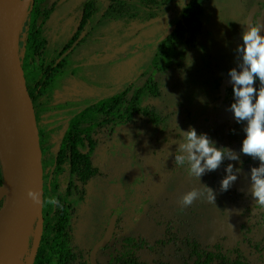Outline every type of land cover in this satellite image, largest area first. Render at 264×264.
<instances>
[{
  "label": "rangeland",
  "instance_id": "rangeland-1",
  "mask_svg": "<svg viewBox=\"0 0 264 264\" xmlns=\"http://www.w3.org/2000/svg\"><path fill=\"white\" fill-rule=\"evenodd\" d=\"M87 1L27 0V14L30 10L33 22L49 25ZM92 2L95 11L77 33L44 40L45 45L31 36L24 69L28 82V77L56 59L73 65L89 59L82 74L92 84L67 80L74 90L71 94L78 95L69 98L91 101L100 108L107 104L116 114L119 109L124 112V127L115 133V158L106 166L101 155L102 162L95 161L100 175L92 186L93 209H79L71 222L81 261L90 264L91 249L103 237L114 210L122 206L114 237L98 255L100 264H133L134 259L140 264H194V247L230 261L240 258L246 264H264V207L254 205L250 195V169L258 167L259 161L241 154L240 161L226 159L197 181L185 169L175 167L177 145L172 144L179 139L176 120L183 130L194 127L198 134L207 133L217 147L240 152L244 125L235 122L229 146L225 144V128L234 119L228 111L234 98L230 90L219 104V85L230 79L229 70L237 65L241 24L252 7L264 0H205L200 25L185 37L187 46L182 45L183 37L177 38V47L172 45L166 57L158 42L169 18L155 20L157 16L144 9L146 2L140 0ZM173 7L171 16L181 9L176 0ZM187 53L194 60L191 67L185 64ZM35 107L38 112V101ZM127 108L132 112L129 119ZM167 151L173 156L168 158ZM229 163L241 172L229 190L221 191ZM203 184L214 190L215 204L201 197L190 207H182L179 198ZM143 202L147 204L136 222L137 208ZM42 212L43 206L41 219ZM41 227L39 220L29 231L24 264L33 262L43 236Z\"/></svg>",
  "mask_w": 264,
  "mask_h": 264
},
{
  "label": "flooded vegetation",
  "instance_id": "flooded-vegetation-1",
  "mask_svg": "<svg viewBox=\"0 0 264 264\" xmlns=\"http://www.w3.org/2000/svg\"><path fill=\"white\" fill-rule=\"evenodd\" d=\"M92 1L94 0H88L86 3H83L75 9L69 11L76 14L75 21L72 26L65 28L62 27L63 29L58 28V26H60V20L64 16L67 17L66 15L69 13L67 12L49 25L45 21L41 20L39 23L41 28L39 33L41 36L50 35L49 37L51 38H62L68 33H77L80 27L82 28V24H87L89 22L95 11L94 2ZM140 1L146 2L144 9L149 10L152 15L157 16L155 19L154 16L151 15L150 18H153V20L163 19L166 21L167 18H169L167 25H165L166 32L158 42L159 50H172L175 44L177 47V38L180 37H183L182 45L187 46L189 41L185 37H187L190 32L194 30V28H197L200 25V18L202 16L201 6L205 0H187L189 7L184 9L182 18L179 20L175 29L169 36H167V33L169 32L173 21L181 14L182 10L180 9L177 14L171 16L172 9H174L173 0ZM253 7H257V13L260 12L261 14L264 8V3ZM85 9H87L88 14L86 19L83 20L82 13ZM161 11H165L163 12L164 15ZM157 12L161 13L163 16H158ZM257 13L255 15L254 22H257V17L260 16H257ZM44 40L49 42L48 39ZM44 40L43 44L45 45L46 41ZM29 42L30 39L26 42V46H28ZM76 66L77 61L75 62V65L71 63L68 64L66 60L62 59L51 61L47 67L42 68V72L54 67L57 68L55 71L57 77L50 78L49 80L48 78L41 79L38 89L36 90L37 101L39 103V109L38 112H36L38 113L43 163V200L47 201L49 198L53 197L59 200V206L43 203L42 227L44 229L47 217L56 218L60 212H63L66 214V217H68V226L71 228V233V222L76 212L79 209H88V207H91V210L93 209L92 186L95 177L100 175V169L95 166V161L102 162L99 157V155H101V157L104 158L103 166H106V164H109V159L113 160L115 158V133L117 131L119 134L122 131L125 122L124 112L121 113L120 109L116 114V112L111 110L107 104H104L103 108H100L98 104L94 105L91 101L81 102L78 100H72L73 97L78 95L71 94L74 90L72 87L70 88L69 85L71 84L66 82L67 80H73V84L78 82L77 77L67 76V74H72L74 68L76 70ZM67 67L71 68L69 72L67 71ZM50 81L55 83L51 84ZM84 81V83H87L86 86H90L92 84L88 78ZM222 83L223 82L219 85L220 95L222 92ZM230 90H232V88L227 89L226 98ZM212 114L214 115V111ZM232 126L233 125L230 126V123L227 126L230 127L229 136ZM225 144L227 147L229 146V137L228 144L226 141ZM117 151L119 157V146ZM113 214L111 215V218ZM120 215L121 213L119 214V217Z\"/></svg>",
  "mask_w": 264,
  "mask_h": 264
},
{
  "label": "water",
  "instance_id": "water-1",
  "mask_svg": "<svg viewBox=\"0 0 264 264\" xmlns=\"http://www.w3.org/2000/svg\"><path fill=\"white\" fill-rule=\"evenodd\" d=\"M257 11L258 8L253 7L246 22L253 23ZM183 13L184 9L173 21L167 36L173 32ZM24 20H17L8 1L0 0V78L4 95L11 104L9 151L5 161L0 155L4 168V178L0 185V264L7 263L19 231L25 228L29 232L34 225H38L43 206L34 205L27 195L29 190H36L43 197V163L37 112L20 56ZM260 20L264 23V8L257 17V22ZM229 81L230 79L225 80L221 84L220 104L226 99L227 89L232 88ZM233 123L234 119L230 126ZM229 128L225 130L227 144ZM141 181L142 177L138 182ZM146 204L147 202H143L138 206L136 222L141 220ZM122 208L120 206L115 210L103 238L91 250L90 264H99L97 256L112 240Z\"/></svg>",
  "mask_w": 264,
  "mask_h": 264
},
{
  "label": "clouds",
  "instance_id": "clouds-1",
  "mask_svg": "<svg viewBox=\"0 0 264 264\" xmlns=\"http://www.w3.org/2000/svg\"><path fill=\"white\" fill-rule=\"evenodd\" d=\"M176 2L181 10L189 7L187 0H176ZM241 25L242 42L236 48L237 65L228 73L234 98L228 111L233 113L237 123L244 125L245 138L242 140L241 150L238 153L226 147H217L207 133L198 134L194 127L185 131L175 120L179 139L172 142L177 145L174 162L175 167L185 169L189 177L200 181L203 175L217 170L226 159L240 161L243 154L258 160L259 166L250 169V195L255 201L254 205L264 207V34H262L264 23L260 20ZM193 63L191 54L187 53L186 66L191 67ZM170 156L173 154L168 152V158ZM240 172L241 169L229 163L226 167V175L220 183L221 191L229 190ZM27 195L34 205L41 206L46 203L59 206V200L55 197L44 201L40 191L29 190ZM201 197L215 204V192L206 184H203L201 189L193 188L184 193L179 198V203L182 207H190Z\"/></svg>",
  "mask_w": 264,
  "mask_h": 264
},
{
  "label": "trees",
  "instance_id": "trees-1",
  "mask_svg": "<svg viewBox=\"0 0 264 264\" xmlns=\"http://www.w3.org/2000/svg\"><path fill=\"white\" fill-rule=\"evenodd\" d=\"M25 1V0H24ZM88 8V7H87ZM88 11L85 9L82 13V19L85 20L87 17ZM67 17H63L60 20V26L58 28L63 29L62 27H70L75 21L76 14L69 12ZM66 18V19H65ZM38 21H32V12L29 10L28 14L24 20V26L21 28V39H20V56L24 69L26 67V58H27V49L26 42L33 36V39L37 43H43L44 39H51L49 36H44L39 33L41 29ZM162 56H168L170 54V49L161 50ZM89 59H82L77 61L76 70L74 68L72 74H67L68 77H77V79L87 80V77L83 76L82 68L84 65L89 64ZM52 69V70H51ZM57 68L51 67L45 72H42L41 69L36 74H32L30 78L28 77V84L34 99V103H37V94L36 90L38 85L41 82V79H47L57 77L55 71ZM71 70L70 67H67V71ZM54 84L55 82H51ZM32 85V86H31ZM36 108V107H35ZM131 110L127 108L125 114L126 118L131 117ZM38 117V113H37ZM4 178V168L0 158V184L3 182ZM193 255L195 257L194 264H246L242 259L238 258L236 260L230 261L228 259L222 258L218 255L213 254L212 252L207 251H197V248L194 247ZM133 264H140L137 260H131ZM32 264H83L81 261L80 253L75 249L72 239L71 228L68 226V217L63 212H60L56 218L47 217L45 226L43 229V236L40 241V245L37 249L36 255L33 259Z\"/></svg>",
  "mask_w": 264,
  "mask_h": 264
},
{
  "label": "bare ground",
  "instance_id": "bare-ground-1",
  "mask_svg": "<svg viewBox=\"0 0 264 264\" xmlns=\"http://www.w3.org/2000/svg\"><path fill=\"white\" fill-rule=\"evenodd\" d=\"M10 9L17 20L22 22L27 15L28 3L27 0H7ZM30 1V0H28ZM11 104L4 95L3 87L0 78V155L3 160H6L11 136ZM42 221V219H40ZM31 233V232H30ZM28 230L22 228L19 231L17 239H15L11 253L6 264H24L22 256L25 255L26 240ZM27 249V248H26Z\"/></svg>",
  "mask_w": 264,
  "mask_h": 264
}]
</instances>
